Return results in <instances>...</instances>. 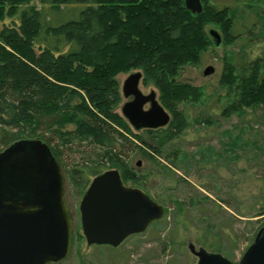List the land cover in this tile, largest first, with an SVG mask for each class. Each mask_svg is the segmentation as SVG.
I'll use <instances>...</instances> for the list:
<instances>
[{"label":"trees","instance_id":"1","mask_svg":"<svg viewBox=\"0 0 264 264\" xmlns=\"http://www.w3.org/2000/svg\"><path fill=\"white\" fill-rule=\"evenodd\" d=\"M201 1L203 10L193 13L186 0H0V149L23 139L43 140L79 194L91 177L110 169H118L125 184L145 185L128 162L132 151L166 168L159 157L169 143L194 125L212 123L180 108L200 102L204 93L179 76L214 43L210 30L216 28L208 25H217L222 44L235 42V13L229 5ZM259 16L264 28V13ZM133 69L142 71L145 85L159 90L171 114L167 126L142 129L146 137L117 111L123 98L118 73ZM242 70L227 57L221 83L231 98L222 114L264 107L261 57ZM64 153L79 159L69 163ZM170 156L175 161L179 152ZM209 199L205 195L207 201L197 205L205 211ZM176 204L179 214L187 207L181 200ZM247 216L263 220L250 244L264 225V193ZM212 230L217 238L212 241L207 226L203 245L232 259L233 251L222 242L225 229Z\"/></svg>","mask_w":264,"mask_h":264},{"label":"rangeland","instance_id":"2","mask_svg":"<svg viewBox=\"0 0 264 264\" xmlns=\"http://www.w3.org/2000/svg\"><path fill=\"white\" fill-rule=\"evenodd\" d=\"M213 3L221 7L229 5L233 9L235 42L220 47L213 43L198 63L185 65L179 76V80L200 87L204 93L200 102L182 104L180 108L193 117L205 116L212 123L194 125L169 143L166 152L159 157L162 165L167 164L166 168L138 149L128 158L132 169L150 187V194L164 206V216L142 234L126 240L118 252L108 247L89 246L81 225L83 194L74 188L69 189L70 195L67 194L66 181L75 236L65 264H196L198 258L188 246L190 243L197 249L205 246L202 239L207 226L211 229L212 241L217 238L216 230H212L214 227L225 229L222 242L233 251V261H238L250 245L251 233L263 222L258 220L261 217H255L251 222L247 215L259 204L264 193V107L249 108L245 113L222 114L231 96L221 79L227 57L233 58L241 72L257 57L264 63L263 18L259 16L264 13V0H214ZM250 4L254 8L249 7ZM207 28L219 30L215 24ZM208 66L215 68L211 75L204 74ZM136 71L140 70L118 73L121 89L128 76ZM140 88L145 94L155 90L159 96V90L153 84L145 85L143 78ZM131 99L123 95L117 111L122 113V106ZM138 133L146 137L144 130ZM173 150L179 152L175 161L172 156L168 157ZM63 158L69 163L72 158L79 159L76 155L67 156V153ZM205 195L210 198L206 209L213 208V211L205 212L200 204L197 205L199 199L207 201ZM178 200L187 205L181 214L176 204ZM79 233L83 235L82 239L76 238Z\"/></svg>","mask_w":264,"mask_h":264},{"label":"water","instance_id":"3","mask_svg":"<svg viewBox=\"0 0 264 264\" xmlns=\"http://www.w3.org/2000/svg\"><path fill=\"white\" fill-rule=\"evenodd\" d=\"M186 6L193 13L203 10L201 0H186ZM210 35L220 47L219 31L211 29ZM214 72V66H208L204 74ZM142 78L143 73L136 71L124 81L122 93L132 99L124 103L122 114L136 131L165 127L171 114L155 90L149 94L141 90ZM80 211L89 245L118 246L161 219L165 208L141 189L126 186L118 169H110L93 178ZM72 238L63 172L50 146L41 139L14 142L0 152V264H64ZM188 247L198 258L196 264H264V225L238 261L204 247L197 249L193 243Z\"/></svg>","mask_w":264,"mask_h":264},{"label":"flooded vegetation","instance_id":"4","mask_svg":"<svg viewBox=\"0 0 264 264\" xmlns=\"http://www.w3.org/2000/svg\"><path fill=\"white\" fill-rule=\"evenodd\" d=\"M6 148H4V149H0V152H2L3 150H5ZM63 172V178H64V190H65V200H66V202H67V196H66V179H65V173H64V171H62ZM144 179V178H143ZM93 180V179H92ZM92 180H91V182H92ZM91 182H90V184H91ZM90 184H89V186H90ZM125 184V183H124ZM126 186H128V187H133V188H138V189H141L143 192H145L147 195H149V197L152 199V200H154L155 202H157V203H159L157 200H156V198L154 197V196H152V194H150V191L148 190V189H150V187L147 185V184H145V185H143V186H132V185H128V184H125ZM89 186L87 187V189L89 188ZM70 188H72L69 184H68V182H67V194H69L70 195ZM87 189H86V191H87ZM86 191H85V193H86ZM84 193V194H85ZM84 194H83V196H84ZM83 198V197H82ZM82 201V200H81ZM67 204H68V202H67ZM81 204V203H80ZM68 206H69V204H68ZM70 208V207H69ZM71 210V209H70ZM71 214H72V218H73V238H72V245H71V250H72V246H73V244H74V215H73V212L71 211ZM80 214H81V211H80ZM156 221H158V220H156ZM156 221H153V222H151L149 225H148V227L146 228V230L154 223V222H156ZM81 225H82V221H81ZM145 230V231H146ZM144 231V232H145ZM143 232H141V233H135V234H132V235H130L129 237H127L121 244H119L118 246H113V245H110V244H92V245H89L88 243V245L89 246H97V247H108L109 249H112L114 252H118V249L123 245V243L126 241V240H128L130 237H132V236H136V235H139V234H142ZM71 250H70V252H71ZM117 254H119V253H117ZM69 255H70V253H69ZM68 255V256H69ZM122 254H120L119 256H121ZM68 256L63 260V263L65 264V260L68 258ZM48 264H59V262H50V263H48Z\"/></svg>","mask_w":264,"mask_h":264}]
</instances>
